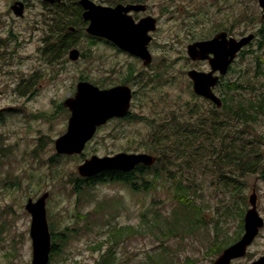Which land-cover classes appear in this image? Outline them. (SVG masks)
<instances>
[{
  "label": "rangeland",
  "instance_id": "1",
  "mask_svg": "<svg viewBox=\"0 0 264 264\" xmlns=\"http://www.w3.org/2000/svg\"><path fill=\"white\" fill-rule=\"evenodd\" d=\"M16 1L0 0V264L32 263L31 215L25 205L45 192H49L50 231L58 233L59 249L51 254L49 264H213L222 246L243 235L254 189L264 218V170L245 178L236 175L239 184L224 187L216 170L218 153L213 155L219 142L214 140L202 141L194 166L177 173L185 185L191 184L186 191L197 205L193 222L177 219L182 204L172 180L165 176H146L154 183L141 191L119 181L75 188L85 178L78 166L86 158L121 151L150 153L145 146L164 122L168 127L189 118V104H196L201 112L209 110L207 100L193 97L188 71H209L210 65L191 60L190 43L222 30L236 38L254 33L255 39L242 49L244 54L239 53L221 84L242 77L260 87L264 78L260 0L139 1L148 3L158 18L149 66L85 36L79 60L69 59L68 54L55 59L44 52L56 26L54 16L40 0H30L24 17H17L11 9ZM80 78L104 87L131 86V116L101 126L82 153L59 154L55 140L67 130L70 117L63 102L74 95ZM221 90L215 88L219 96ZM30 91L32 95L26 96ZM262 255L264 226L246 256L232 264H249Z\"/></svg>",
  "mask_w": 264,
  "mask_h": 264
},
{
  "label": "water",
  "instance_id": "2",
  "mask_svg": "<svg viewBox=\"0 0 264 264\" xmlns=\"http://www.w3.org/2000/svg\"><path fill=\"white\" fill-rule=\"evenodd\" d=\"M54 2L61 0H44ZM83 7L84 20L89 21L87 32L94 36L106 38L120 49L142 59L148 66L153 61L149 50L153 36L157 29V18L147 16L135 22L129 14L131 10H142L144 4H122L107 6L97 4L93 0H79ZM264 12V0H260ZM12 10L17 16H24V3L16 1ZM255 38V34L238 39L229 36L228 31L222 30L212 38L195 41L187 47V52L193 61H208L209 71L191 69L188 77L192 81L194 92L212 101L217 107H222V98L214 88L219 85L221 77L225 76L237 58L239 52ZM79 51L73 49L71 58L77 59ZM133 90L127 84H120L110 88H100L88 81L77 84L73 97L67 98L63 105L70 109L67 130L55 140V149L59 154L74 155L84 151L87 143L94 137L99 127L113 118H123L130 112ZM157 157L146 152H118L113 155H93L86 158L78 166L81 176L91 178L102 171L120 170L130 171L139 164L151 166ZM49 192H45L36 200L29 198L25 205L31 215L30 236L33 246L31 264H49L52 249L51 232L47 214V199ZM251 207L244 218V233L234 243L227 246L216 257L213 264H232V261L245 257L249 246L258 236L264 226V218L257 208V194L250 196ZM249 264H264V255Z\"/></svg>",
  "mask_w": 264,
  "mask_h": 264
},
{
  "label": "trees",
  "instance_id": "3",
  "mask_svg": "<svg viewBox=\"0 0 264 264\" xmlns=\"http://www.w3.org/2000/svg\"><path fill=\"white\" fill-rule=\"evenodd\" d=\"M73 4L55 3L56 24L60 31L65 27L79 26L86 24L82 17V7L78 0H69ZM119 2H136L141 0H116ZM115 2V1H113ZM258 34L264 39V25L258 30ZM262 42L261 40L259 41ZM51 47V46H49ZM245 51H241V55ZM242 76V75H241ZM250 78L242 81L235 79L217 86L223 87L221 90L222 107H217L210 100H207L211 107L207 112H201L196 104H189L187 114L189 118L183 117L181 123H174L172 126L164 127L166 122L160 125L153 137L147 142L146 150L157 156L152 166L139 164L129 172L119 170H106L91 177L81 178L75 185L77 190H81L84 185H92L102 181L125 182L135 191L147 190L154 183L148 175L155 177L165 176L167 180H172L175 191L178 194L183 211L176 213L179 222L184 219L193 222V215L197 205L193 198L188 195L190 185H185L184 181L177 176L182 169H190L194 166L193 159L200 148L202 141L219 142L213 148V155L216 156V170L221 172L220 181L226 188L235 187L237 176L245 178L249 175L259 173L264 170V78L258 88L250 84ZM251 90V92H250ZM248 92V94H245ZM193 97L201 98L193 93ZM203 98V97H202ZM201 112V114L199 113ZM131 116V112L128 114ZM172 117H168L171 119ZM202 138L196 141L195 139ZM196 141V142H195ZM198 142V143H197ZM216 148H220L216 150ZM230 168L229 171L226 169ZM85 183V184H83ZM82 184V185H80ZM244 196V197H243ZM247 204V196L242 195V202ZM242 230V227H241ZM52 233V253L57 252L55 239L58 233ZM64 237L60 234V239ZM237 239L222 246L216 255L235 242ZM109 255L103 259L105 260Z\"/></svg>",
  "mask_w": 264,
  "mask_h": 264
},
{
  "label": "flooded vegetation",
  "instance_id": "4",
  "mask_svg": "<svg viewBox=\"0 0 264 264\" xmlns=\"http://www.w3.org/2000/svg\"><path fill=\"white\" fill-rule=\"evenodd\" d=\"M18 1H22L24 3V15H25V11H26V9L28 8V6L30 4L29 3L30 0H18ZM40 1L42 3L43 7L46 9V11H48L50 15L54 16L53 19L55 20V22L57 20V17L54 15L55 12H56V8H55L54 4L55 3H62L63 5L69 4L68 3L69 0H61V1H54V2H46L44 0H40ZM113 1H115V2H113ZM78 2H79V0H78ZM119 3H122V4H144V5H146L145 9H142V10H131L129 12V14L135 20V22H139L144 17L153 16L151 14V12H150L149 4L148 3H144V2H139V1H136V2H119V1H116V0H109V1H101V3H97V4L107 5V6H116ZM83 12H84V9L82 7V17H83ZM13 13H14V11H13ZM17 17H20V16H17ZM22 17H24V16H22ZM22 17H20V18H22ZM153 17H155V16H153ZM263 17H264V14H263ZM83 19H84V17H83ZM84 21L86 22V24L83 25L82 27H79V26H77V27L76 26H69L68 27L67 26V27L64 28L63 31H60V28H59V26L57 24H56L55 27L53 25V29L51 30L53 33H51L50 36H49L50 40L48 41V44L46 45L47 49H44V52L45 51L48 52V54H51L55 59H58V58L64 59L65 56L68 54L69 59H71L73 61H77V60L80 59L81 54L83 56V53H81V51L79 50V47H80V43L82 42L83 36H85V37H88L93 42H95V41L105 42V43L110 44L111 46L115 47L119 51H122V52H125L127 54H130V53L120 49L113 42L107 40L106 38L99 37V36H94V35H91L90 33H88L86 28H87V26L89 24V21H86V20H84ZM157 25H158V18H157ZM157 28H158V26H157ZM49 46H51V47H49ZM73 49H76V50L79 51V56L77 57V59H72L71 58V51ZM149 49H150V45H149ZM138 59L141 60L140 58H138ZM27 81H30L32 85L34 83V81L32 79H28ZM82 81L91 82L88 79H81L80 78L78 80L77 84L79 82H82ZM91 83H93V82H91ZM77 84H76V90H77ZM117 85H120V84H117ZM113 86H116V85H112L110 87H113ZM99 87L100 88H110V87H104L103 85L99 86ZM20 93L22 94L23 92L21 91ZM75 93H76V91H75ZM75 93H74V95H75ZM29 94L32 95V91H30V93H26V96L29 95ZM74 95L72 94L68 98L73 97ZM133 96H134V93H133ZM68 110L70 112L69 108H68ZM70 114H71V112H70ZM122 172H124V171H122ZM125 172H129V171H125Z\"/></svg>",
  "mask_w": 264,
  "mask_h": 264
}]
</instances>
